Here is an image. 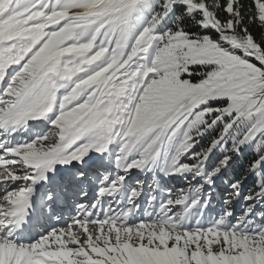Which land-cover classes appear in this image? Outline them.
<instances>
[{"label":"snow or ice","instance_id":"snow-or-ice-1","mask_svg":"<svg viewBox=\"0 0 264 264\" xmlns=\"http://www.w3.org/2000/svg\"><path fill=\"white\" fill-rule=\"evenodd\" d=\"M0 264H264V0H0Z\"/></svg>","mask_w":264,"mask_h":264},{"label":"rangeland","instance_id":"rangeland-1","mask_svg":"<svg viewBox=\"0 0 264 264\" xmlns=\"http://www.w3.org/2000/svg\"><path fill=\"white\" fill-rule=\"evenodd\" d=\"M176 185L177 184L174 181H171L170 184H169L170 187H175V188H179V187H183L184 186L183 182H180L177 186Z\"/></svg>","mask_w":264,"mask_h":264},{"label":"trees","instance_id":"trees-1","mask_svg":"<svg viewBox=\"0 0 264 264\" xmlns=\"http://www.w3.org/2000/svg\"><path fill=\"white\" fill-rule=\"evenodd\" d=\"M174 182H176V184L178 185V184H179L180 182H182V181H174ZM177 185H176V186H177Z\"/></svg>","mask_w":264,"mask_h":264}]
</instances>
